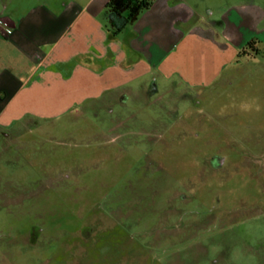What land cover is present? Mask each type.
Listing matches in <instances>:
<instances>
[{
	"label": "rangeland",
	"instance_id": "374dc122",
	"mask_svg": "<svg viewBox=\"0 0 264 264\" xmlns=\"http://www.w3.org/2000/svg\"><path fill=\"white\" fill-rule=\"evenodd\" d=\"M184 1L260 52L0 128V264H264V0Z\"/></svg>",
	"mask_w": 264,
	"mask_h": 264
},
{
	"label": "crops",
	"instance_id": "0c3cea01",
	"mask_svg": "<svg viewBox=\"0 0 264 264\" xmlns=\"http://www.w3.org/2000/svg\"><path fill=\"white\" fill-rule=\"evenodd\" d=\"M106 1L0 0V128L61 115L108 92L121 99L150 78L178 75L204 87L247 42L234 46L225 27L184 0H154L111 37Z\"/></svg>",
	"mask_w": 264,
	"mask_h": 264
},
{
	"label": "trees",
	"instance_id": "16d2710c",
	"mask_svg": "<svg viewBox=\"0 0 264 264\" xmlns=\"http://www.w3.org/2000/svg\"><path fill=\"white\" fill-rule=\"evenodd\" d=\"M154 0H107L104 7L107 14V29L111 37L116 36L135 22L140 14L151 7ZM255 39L247 41L239 50V56L257 51Z\"/></svg>",
	"mask_w": 264,
	"mask_h": 264
},
{
	"label": "built area",
	"instance_id": "2783aa9c",
	"mask_svg": "<svg viewBox=\"0 0 264 264\" xmlns=\"http://www.w3.org/2000/svg\"><path fill=\"white\" fill-rule=\"evenodd\" d=\"M3 23H4L3 20L0 19V24L3 25ZM3 31H4L6 34H9V33L12 32V27H10V26H4V27H3Z\"/></svg>",
	"mask_w": 264,
	"mask_h": 264
},
{
	"label": "flooded vegetation",
	"instance_id": "af4514ba",
	"mask_svg": "<svg viewBox=\"0 0 264 264\" xmlns=\"http://www.w3.org/2000/svg\"><path fill=\"white\" fill-rule=\"evenodd\" d=\"M5 130H0V134H5Z\"/></svg>",
	"mask_w": 264,
	"mask_h": 264
}]
</instances>
